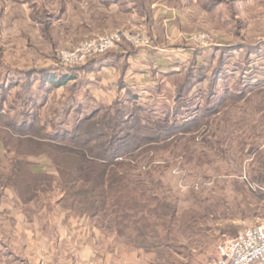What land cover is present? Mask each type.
Listing matches in <instances>:
<instances>
[{
	"label": "rangeland",
	"instance_id": "1",
	"mask_svg": "<svg viewBox=\"0 0 264 264\" xmlns=\"http://www.w3.org/2000/svg\"><path fill=\"white\" fill-rule=\"evenodd\" d=\"M117 32L144 33L152 45L109 52L116 73L105 77L92 60L83 71L60 65L59 51ZM142 51L149 95L135 99L142 89L125 77ZM64 74L76 79L58 86ZM0 114V264H51L42 239L66 224L53 209H63L67 159L20 133L69 148L91 115L100 125L86 129L109 136L89 146L98 152L116 135L138 193L177 211L175 221L150 219L174 228L169 240L164 227L159 239L139 235L136 218L122 222L121 237L107 229L113 218L95 220L106 248L131 264H211L220 244L264 225V0H0ZM22 161L53 183L49 198L26 204L39 180L17 174Z\"/></svg>",
	"mask_w": 264,
	"mask_h": 264
},
{
	"label": "trees",
	"instance_id": "2",
	"mask_svg": "<svg viewBox=\"0 0 264 264\" xmlns=\"http://www.w3.org/2000/svg\"><path fill=\"white\" fill-rule=\"evenodd\" d=\"M126 46L131 45L124 43L122 46L123 51H125L124 56L128 57L130 56V52H127V49L124 50ZM103 57L104 56L91 59L94 63L92 69L96 68L99 64H104ZM122 58L123 57L120 59ZM105 64L106 66H113L114 63L109 61ZM78 70L83 71L85 69L83 66L72 69L73 72ZM73 77L74 76L71 77L69 74H64L61 78V82H58L57 85L61 86L66 84ZM246 94L247 92L243 91L239 98L243 99ZM1 118L2 116L0 114V120ZM92 119L93 115L87 116L85 119L78 122V127L76 129L81 130L80 135L78 134L71 137L73 141L75 140V146L69 148L57 142L49 143V141L44 138H40L36 135L24 134L20 131V138L26 140L29 145H35L38 148L51 147L53 149H60V156L67 159L66 163L58 169V174L64 182L62 185L67 186L63 190L66 196L64 195L65 197L63 196L60 198L55 206H62L63 209L70 210L74 215L95 218V220H100L103 223H107L113 218V220L109 222L107 229L118 237L125 236L126 234V231L122 228V222L129 218H136L133 230L139 235L146 237L152 235L153 238L159 239L161 234L158 228L164 227L165 237L169 240V236L173 233L174 228L170 227V230L165 229L168 222H162L161 224L156 223V225L153 226L154 223H150V219L157 218L163 221L164 218L169 217L175 221L177 211L172 209L170 213H164L165 209L150 206V200L156 201V197L155 199H149L143 194L140 195L138 193L130 179V171L133 167L120 162L118 160L119 156L115 154L117 152V147L114 146L117 138L116 135H110L113 138L109 141L108 147L102 150L98 149V152L89 146L92 142H96L98 138L109 136L104 131L94 136L91 130H87V126L89 127L93 124L97 126L100 125V121L95 122L92 121ZM20 126V128L26 127L31 130L33 128V125L29 126L26 121H23ZM106 128H108L110 132H114L113 134H116L117 129H119L117 126L114 127L111 125H107ZM128 137L129 135H127V138ZM19 163L21 167H17V174L25 170L30 177L39 180L36 182L31 197L26 204L35 203L43 198H49V194L54 191L53 183H51L49 179L46 180L44 174L34 172L33 165L29 161H22ZM67 176L69 177L68 181L65 180ZM52 180H54V178ZM68 188L70 190L69 193L65 191ZM122 195L127 196L126 199L122 197ZM69 199L73 200V202L70 206H65L64 200L69 201ZM129 202H132V204L130 205ZM77 205L80 207H77ZM134 215L136 217H133ZM159 244L161 247L165 246L161 242H159ZM165 247L170 246L168 244Z\"/></svg>",
	"mask_w": 264,
	"mask_h": 264
},
{
	"label": "crops",
	"instance_id": "3",
	"mask_svg": "<svg viewBox=\"0 0 264 264\" xmlns=\"http://www.w3.org/2000/svg\"><path fill=\"white\" fill-rule=\"evenodd\" d=\"M139 59L132 60V70L126 75L125 81L132 88H139V93H133L135 99H139L143 94L149 95V67H141L138 62H148L149 56L145 55L144 51L138 54ZM145 55V56H143ZM104 58V57H103ZM109 61V58H104V64H99L94 70L107 76L109 74L114 75L116 73L113 66H106V62ZM147 63V64H148ZM141 67L142 69H140ZM176 70V69H174ZM159 72H164L160 70ZM166 73H168L166 71ZM100 76V75H99ZM72 77V76H71ZM73 79V80H72ZM75 77L71 78L70 81H74ZM58 216H65L64 219L66 224L63 226H56L53 232V239H42V242H46V248L44 249L47 253V258L52 257L51 260H48L51 264H131L127 259H124L119 254V249H113L110 251L109 247L106 248L105 243L108 238L105 235V232L102 231L100 227L92 224L95 221V218H89L87 216H77L74 215L71 211L65 209H55ZM61 210V211H60ZM34 236L39 232L34 229ZM45 244V243H44ZM105 248V249H104ZM110 254V255H109ZM56 256L57 260L54 259ZM117 256V257H116ZM129 260L138 261L137 256H131ZM44 264H47L44 262Z\"/></svg>",
	"mask_w": 264,
	"mask_h": 264
},
{
	"label": "built area",
	"instance_id": "4",
	"mask_svg": "<svg viewBox=\"0 0 264 264\" xmlns=\"http://www.w3.org/2000/svg\"><path fill=\"white\" fill-rule=\"evenodd\" d=\"M128 43L137 48H150L152 40L144 33L117 32L58 52L60 65L75 68L93 58L107 55ZM218 256L211 264H264V225L251 227L219 245Z\"/></svg>",
	"mask_w": 264,
	"mask_h": 264
}]
</instances>
